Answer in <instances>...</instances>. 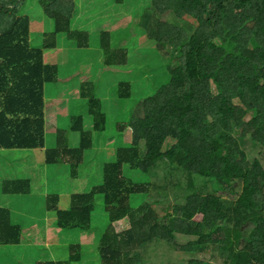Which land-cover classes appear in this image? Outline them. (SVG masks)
Returning a JSON list of instances; mask_svg holds the SVG:
<instances>
[{
    "label": "trees",
    "instance_id": "trees-1",
    "mask_svg": "<svg viewBox=\"0 0 264 264\" xmlns=\"http://www.w3.org/2000/svg\"><path fill=\"white\" fill-rule=\"evenodd\" d=\"M22 1H0V157L9 162L16 152L30 151L27 160L42 157L44 166L70 165L72 178L78 179L77 169L92 147L91 132L82 127V115L74 130L81 136L79 148L46 149L44 93L58 71L45 64L44 53L56 49L59 35L87 50L90 35L71 30L74 0H40L55 31L44 37L41 49H33L28 18L16 17ZM151 3L152 10L138 24L164 54L169 82L141 102V115L118 124L119 132L132 129V142L130 148L110 152L112 161L104 164L100 184L71 195L68 211L51 207L57 229L92 233L96 198L101 196L109 226L97 239L100 264H149L152 246L167 247L183 259L180 254H188L189 264H209L199 257L211 249L227 255L223 264H264V165L257 158L249 160L240 146L246 137L264 150V0ZM168 10L174 16L171 22L158 16ZM111 43L110 34L101 32L103 69L127 65V51ZM123 88L118 95L126 99L130 85ZM93 90L94 83H83L81 98L88 102L93 130L101 132L106 113ZM64 141L65 136H58L59 145ZM124 165L183 187L185 203L171 205V212L148 200L132 207L130 197L148 194L149 186L128 179ZM28 178L1 180V193L30 195L34 187ZM197 178L204 182L200 190ZM207 182L213 192L206 190ZM227 192L236 197L228 198ZM52 200L56 203L50 198V205ZM11 218L9 210L0 208L1 263L14 260L13 248L23 242V230ZM124 220L129 226L120 229ZM245 225L250 232H243ZM180 236L193 239L180 246ZM69 251L66 262L36 264L79 263L81 247L70 246Z\"/></svg>",
    "mask_w": 264,
    "mask_h": 264
},
{
    "label": "rangeland",
    "instance_id": "rangeland-1",
    "mask_svg": "<svg viewBox=\"0 0 264 264\" xmlns=\"http://www.w3.org/2000/svg\"><path fill=\"white\" fill-rule=\"evenodd\" d=\"M74 1V29L88 32L90 44L85 52L77 54L73 49L69 52L67 50L68 44H66L64 56L61 58V61L64 62L63 67L57 64L59 60L56 59L55 50L45 51V64L56 66L58 71L56 82L46 85L45 97L54 96L61 99V106L64 107L62 111L54 115L57 118V126L55 130L53 128L48 133L45 147L47 150H55L58 146L72 150L79 148L81 136L74 130L76 129V120L82 119V115L84 116L82 127L85 131L91 132L92 147L85 153L83 163L77 169L78 179L72 178L70 165L44 166L42 157L39 160H36V158L27 160L25 157H29L30 151L27 153L16 152V158L8 159L10 163L5 157H0V203L2 198L5 197L1 193V180H16L29 176L28 179L32 181L34 189L27 196L28 199H26L24 206L16 207L13 204L11 206L6 201L5 207L8 205L11 207L12 218L22 229L37 225L36 227L39 229L37 233L42 235L41 242L34 244L33 247L31 246L30 257L25 252L21 261L17 257L21 251H17L14 260L1 263L2 257L0 258V264H28L35 261L34 264L40 262H66L70 258V246L81 247V260L76 264H100L97 253V239L100 240L103 232L109 226V217L104 212L102 197L96 198L99 207L95 210L93 229L90 234H84L79 230L64 232L57 229L56 212L51 210V207L54 206L61 212L68 211L71 195L87 193L93 186L100 184V173L103 171L104 164L112 161L109 156L110 152L112 153L117 148L124 147V143H127L124 148H129L132 142V129H127L124 134L118 131V124L129 121L134 115H141V102L154 95L158 88L169 82L164 54L158 50L155 42L150 40L144 31L140 30L138 24L141 16L152 10L147 7L142 11L146 6L152 4L151 0H124L123 3H117L115 0ZM137 10L139 11L136 14ZM168 12L169 10L164 15L159 14L158 16L171 22L174 16ZM16 17L28 18L31 31L30 46L33 49H41L42 46L40 45L43 43L44 37L55 31V24L45 15L40 0H23ZM103 30L111 32V42L114 46L124 48L129 54L127 65L114 68V72L110 74L115 77V83L107 79L109 74L106 73L105 75L102 67L103 52L99 46H96L100 42L99 35ZM82 54L83 56H81ZM76 68H80V70H75ZM86 69L92 70L91 79L82 82L80 79L83 75H80L79 72L81 73V70L86 71ZM100 78L101 82L107 85L106 88H102L104 85L100 89L97 87ZM90 82L94 83L93 93L101 99L106 113L107 122L101 132L94 131L89 127V125H92V118L89 117L88 102L81 98L83 83ZM125 83L130 85V96L123 99L119 97L118 90L127 89L123 88ZM70 90L76 92V96L69 95ZM107 105L110 108L106 107ZM123 134L124 139L122 140L121 135ZM58 136H65L67 143L64 141L63 144L59 145ZM240 143L249 160L257 158L264 165L263 149L254 146L246 137L245 141ZM140 146L141 150L145 152V145ZM25 154L27 155L25 156ZM174 172L179 175L177 170ZM159 174L163 176V172L160 171ZM125 175L135 182H152L149 196L141 193L130 197L131 205L134 208L143 201L148 200L155 206L169 209L171 212V205L178 206L185 203L184 188H177V185L172 184L170 180H160L158 175L154 173H144L140 170L131 169L129 166H125ZM203 183L202 178H197L196 188L200 187L199 190L202 189L204 187L202 186ZM205 187L209 192H213L210 182H207ZM236 190L240 191L239 186L236 187ZM227 196L228 198H235L236 194L230 195L227 192ZM50 198H54L56 203H53L52 200L50 205ZM5 199L7 200V197ZM18 210L21 211L19 215ZM128 226L124 220L118 227L122 229ZM250 228V225H245L242 230L246 233L250 232ZM192 239L191 237L180 236L177 237V243L183 246ZM24 243L28 244V240L21 242L19 246ZM12 252L14 253V251ZM180 255L184 256V259L178 257L179 255L174 250H169L167 247L152 246L149 256L148 258L146 256V258L149 264H189L188 260L191 257L188 254ZM226 256L219 250L211 249L206 253H202L199 258L209 264H223Z\"/></svg>",
    "mask_w": 264,
    "mask_h": 264
},
{
    "label": "crops",
    "instance_id": "crops-1",
    "mask_svg": "<svg viewBox=\"0 0 264 264\" xmlns=\"http://www.w3.org/2000/svg\"><path fill=\"white\" fill-rule=\"evenodd\" d=\"M150 5V4H149ZM146 6L142 11H144L147 7H150V9H151V5L150 6ZM149 9V10H150ZM74 11H75V9H74ZM138 11L139 10H137V12H136V14L138 13ZM136 14H135V16H136ZM135 16H134V18H135ZM73 17H74V15L72 16V20H71V30H75L74 29V25H73ZM52 20V19H51ZM136 20V19H135ZM53 21V24H55V22H54V20H52ZM138 22H140V20H138ZM54 29H55V25H54ZM140 30H142V31H144L142 28H140ZM29 32H30V40H31V31H30V26H29ZM101 32H105L104 30L103 31H101ZM145 32V31H144ZM109 34L111 33V32H108ZM146 33V32H145ZM50 34H52V33H50ZM100 36V35H99ZM66 44H68V47H67V50L69 51V52H71V50L73 49L74 50V52L77 54V53H79V52H85L86 50H81V49H79V48H77V46H76V44L74 45L72 42H69L68 40H67V37L65 36V35H59L58 36V46L56 47V49H55V53H56V59H58L59 61V63H57L60 67H63L64 66V62H62L61 61V58L64 56V53H65V49H66ZM99 44H100V42H99ZM99 44H97L96 46H99ZM43 45V43L40 45V46H42ZM111 45L114 47V48H119V49H124V48H122V47H116V46H114V44L113 43H111ZM39 46V47H40ZM84 54V53H83ZM83 54L81 55V56H83ZM45 55V54H44ZM128 62H129V54H128ZM51 66H53V65H51ZM84 67V66H83ZM80 68H81V66H80ZM80 68H76L75 70H80ZM104 70V73H105V75H106V73L107 74H109L108 75V80H112V81H114V83H115V77H112L110 74L111 73H113L114 71V68L113 69H103ZM82 72L80 73L79 72V74L81 75H83L82 76V78L80 79V80H82V82H83V80H90L91 79V73H92V70L90 69H86V71L85 70H81ZM78 74V75H79ZM91 83H93V82H91ZM96 84V83H95ZM102 85H104V87H102V88H106V86L107 85H105V83L104 82H101V78L98 80V83H97V87L100 89V87L102 86ZM45 90H46V87H45ZM69 95H73V96H76V92H74L73 90H70L69 91ZM105 99H107V98H105ZM62 105V100L61 99H59V98H57V97H54V96H52V97H45V116H46V129H45V133H49L50 132V130L51 129H53L54 128V130L56 129V126H57V118L54 116L57 112H60V111H62L63 109H64V107H62L61 106ZM106 107H109L108 105L106 106ZM92 124V123H91ZM89 127H91V129L93 130L94 128H93V125H89ZM125 134V133H124ZM124 134H123V136H122V140L124 139ZM127 144V143H126ZM36 158H39V157H36ZM5 197L4 198H2V201H1V203H0V208H2V209H7V210H9L10 212H12V209H11V207L8 205V206H6L5 207V205H6V201L9 203V204H11V206H12V204L13 205H15L16 207H23L24 206V203H25V201H26V199H28V197L27 196H21V195H19V196H7V195H4ZM7 197V200L5 199ZM18 215L21 213V211H19L18 210ZM11 216H12V214H11ZM23 223H25L24 221H22ZM11 223L13 224V225H18V223L17 222H15L14 221V219L13 218H11ZM20 226V225H19ZM22 226V225H21ZM37 225H32V226H30V227H24L22 230H23V242H26L27 240H28V243L30 244V245H34V244H38L39 242H41V240H42V235L40 234V233H37L38 232V228L36 227ZM25 245H23V246H21V247H16V248H14V251H15V253L17 252V251H21L18 255H17V257L18 258H20V260L22 261V259H23V254L25 253V252H27L29 255H28V257H30V253H31V247H29L30 245H27L26 243H24ZM43 244H44V242H43ZM20 261V262H21ZM36 262V261H35ZM34 262V263H35ZM33 263V264H34Z\"/></svg>",
    "mask_w": 264,
    "mask_h": 264
},
{
    "label": "clouds",
    "instance_id": "clouds-1",
    "mask_svg": "<svg viewBox=\"0 0 264 264\" xmlns=\"http://www.w3.org/2000/svg\"><path fill=\"white\" fill-rule=\"evenodd\" d=\"M45 54V53H44ZM128 129H131V128H128ZM124 143V142H123ZM142 144H144L143 142H141V144L140 145H142ZM124 146H127V144L126 143H124ZM130 148V147H129ZM140 151H141V153L142 154H144L145 152H143L142 150H141V146H140ZM124 166H126V165H124ZM123 166V167H124ZM131 168V167H130ZM131 169H133V168H131ZM137 170V169H136ZM128 178V177H127ZM128 179H130V178H128ZM130 180H132V179H130ZM133 181V180H132ZM133 182H135V181H133ZM136 184H139V185H141V184H145L144 186H146V187H148L149 186V193L148 194H145V195H147V196H149L150 195V193H151V188H152V182H147V183H141V182H135Z\"/></svg>",
    "mask_w": 264,
    "mask_h": 264
},
{
    "label": "bare ground",
    "instance_id": "bare-ground-1",
    "mask_svg": "<svg viewBox=\"0 0 264 264\" xmlns=\"http://www.w3.org/2000/svg\"><path fill=\"white\" fill-rule=\"evenodd\" d=\"M209 48V47H208ZM207 60V59H206ZM219 67V66H218ZM179 73V72H178ZM181 74V73H180ZM147 161V160H146Z\"/></svg>",
    "mask_w": 264,
    "mask_h": 264
},
{
    "label": "water",
    "instance_id": "water-1",
    "mask_svg": "<svg viewBox=\"0 0 264 264\" xmlns=\"http://www.w3.org/2000/svg\"><path fill=\"white\" fill-rule=\"evenodd\" d=\"M1 1V0H0Z\"/></svg>",
    "mask_w": 264,
    "mask_h": 264
}]
</instances>
